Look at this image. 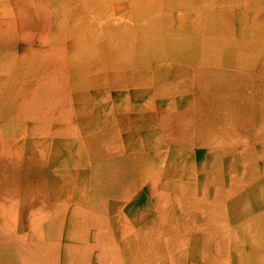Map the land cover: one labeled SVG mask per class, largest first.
Masks as SVG:
<instances>
[{"label": "crops", "instance_id": "crops-1", "mask_svg": "<svg viewBox=\"0 0 264 264\" xmlns=\"http://www.w3.org/2000/svg\"><path fill=\"white\" fill-rule=\"evenodd\" d=\"M178 22L211 35L248 28L264 45V0H0V264H264V119L254 116L264 107V53L258 73L238 70L252 69L246 42L237 52L247 57L241 67L214 57L203 40V65L171 62L161 53L167 66L134 74L130 84L143 88L133 91L120 89L122 68L105 71L108 88L94 93L108 103L118 88L116 112L125 111L120 130L132 140L124 145L113 128L107 138L97 132L110 139L98 157L125 147L129 160L91 170L81 142L57 136L53 143L52 117L71 124L87 118L65 88L96 87L93 49L103 41L116 45L105 38L106 26L158 29ZM32 60L41 62L32 67L42 85L16 88L18 62ZM80 60L89 62L92 76L76 73ZM217 61L220 69L248 76V84L193 88L197 69ZM162 82L164 88L156 87ZM58 97L63 107H49L50 118L36 113L40 122L30 132L35 105L47 109L62 102ZM134 101L137 109L128 105ZM104 106L102 122L116 124L114 109ZM149 137L151 145L143 141Z\"/></svg>", "mask_w": 264, "mask_h": 264}, {"label": "rangeland", "instance_id": "rangeland-1", "mask_svg": "<svg viewBox=\"0 0 264 264\" xmlns=\"http://www.w3.org/2000/svg\"><path fill=\"white\" fill-rule=\"evenodd\" d=\"M133 14V18L136 19V16L138 17V14ZM104 18L107 17L106 13L102 14ZM178 27L172 28V27H164V28H156L151 27L150 29H129L125 27H121L120 25H116L114 28L110 27L104 29V36L105 38L109 39L111 38L113 42L116 44L113 47L111 45H108L107 42L103 41L100 45H96L93 51L96 54V60H92L91 63H93V69L96 71V87L93 88H65L67 90H70L71 94H74L76 97V107L86 114V119L78 118L75 122L72 124L70 122L66 121H59L57 118L52 117L54 116L52 113H50V109H55V107H63L64 101L63 99H59L62 102H56L50 104L49 106H46L47 109L35 105L33 108V116L31 117V121H33L30 125V132L31 129L33 130L37 123L40 122L39 119L36 116V113H46L47 118L52 117L53 124L50 125V128L53 130V134H56L52 137L55 141L53 143H56V141H60L59 138L57 139V136L60 137V139L64 138L66 140L73 138L78 140V142H81L82 147L85 150V155L88 157L89 165L91 170L93 167H95L96 164H104L105 166L109 167L110 162L114 161H124V156H126L127 160H129L131 157L128 156L131 152V150L124 147V150H120V154L113 156V157H107V156H101L98 157L99 152L103 153V148L106 145L104 141L107 140H100L97 132L101 133L104 131L107 132L110 128H113L114 130L117 129V131L120 133L121 139H124V145L128 144L127 142L132 140L129 138V132L124 130H120V117L124 116V112H120L116 110L118 109V105L120 104L118 100H116L118 88H112L110 90L109 96L110 98L107 100H110L111 102L106 103V99L103 97H96L94 90L98 89L101 90L103 88H108L107 85L104 83L106 77H105V71L106 72H112L114 69H121V74L123 77V83L124 86L120 88L121 90L124 88H130L133 91V88H143L142 86L136 85V84H130L132 82V77L134 74H138L139 72H143V70H152L156 67H161L160 65L167 66L165 63L163 64L164 60H159L157 56L159 54L163 53L167 56V58L171 59V62H176L181 59H185L187 56H190L189 59L192 61V63L196 66H199L200 64H204L201 60L200 51H201V44L202 40L203 43L205 41L208 42L210 46L208 47L209 50H211V54L214 55V57H218V55L223 58L227 57L228 60H231L237 67H241L244 63L243 57L245 55H241L239 51V47H241L243 42H246L245 45L250 48L249 54L247 57H249V64H252V69L248 70L246 69V66H243L242 68H239L238 70L242 71H249L250 73H258V67L262 60L260 59L261 54L264 53L262 47L264 45L260 46V42L262 40L260 39H254L250 36V30L248 28H240V29H229L226 31V29L221 30H215L213 31L215 35L209 34V31L204 29H185L182 26L183 22H178ZM108 28V29H107ZM156 28V29H155ZM194 31L198 32V35L194 34ZM226 33V36H223V33ZM191 36V37H190ZM143 46H142V43ZM206 42V43H207ZM205 43V44H206ZM141 47H145L143 50L140 49ZM261 49L259 51H256V49ZM243 49V48H242ZM246 50V49H245ZM171 51H174V54L171 53ZM99 56H103V59ZM112 56H115L117 58H113ZM107 57V58H106ZM123 57V59H120ZM246 57V58H247ZM203 59V58H202ZM34 61V62H33ZM38 60H32L30 63L25 61L18 62L17 67V81H16V88H26L27 86L29 89H33L35 86L42 85V82L40 83L39 77H37L34 74V67H38V64H41L37 62ZM36 62V63H35ZM231 62V63H232ZM1 64V63H0ZM89 62L80 60L78 62L77 69L75 68V71L77 74H80L82 77L86 76L87 72H91L90 76L94 74L92 72V68L89 67ZM241 64V65H240ZM240 65V66H239ZM41 66V65H39ZM148 68V69H147ZM41 70V69H37ZM110 70V71H109ZM237 70V69H236ZM65 73H70L69 68L64 69ZM164 73L167 74L165 71ZM89 74V73H88ZM167 78V75L166 77ZM2 77L0 76V80ZM6 78H3L5 80ZM156 87L158 88H164V83H159ZM43 89V88H38ZM2 91V90H0ZM124 91V90H122ZM50 94H56V92L50 91ZM60 93L58 94V96ZM94 96V97H92ZM108 97V96H107ZM65 100V99H64ZM77 100V101H76ZM18 104V103H17ZM16 104V105H17ZM108 105V108L114 109L113 112V120H117L116 124H111V122H102V118L106 114L107 110H105V106ZM131 109L136 107V109L139 107L138 102H131L128 104ZM102 108V109H101ZM23 110L18 111V118L17 122L19 123L21 121L20 118L23 117ZM123 114V115H122ZM126 114V113H125ZM128 116L135 117L134 112L127 111ZM122 115V116H121ZM139 118L142 117V114H137ZM127 118V117H126ZM38 121H37V120ZM144 121V120H143ZM99 122H102L100 124ZM40 124V123H39ZM15 126V124H14ZM109 127V128H108ZM74 131L72 133L71 131ZM93 130L92 132H90ZM90 132V133H89ZM127 132V133H126ZM97 136H96V135ZM102 135L103 138H107V135ZM35 133L32 132V135L28 136V140L35 139ZM92 138H97L95 141L92 140ZM30 141V143H32ZM144 142L151 145V142L153 141L152 138H145L143 140ZM37 142V141H35ZM93 142V145L91 144ZM29 143V142H28ZM32 146L31 144H29ZM32 150H30L29 153H31ZM89 153V155H88ZM145 154L147 153V150L145 151H139L138 154ZM97 154V155H96ZM96 155V156H94ZM44 166H46L44 164ZM105 168V170L107 169ZM47 169V167H45Z\"/></svg>", "mask_w": 264, "mask_h": 264}, {"label": "bare ground", "instance_id": "bare-ground-1", "mask_svg": "<svg viewBox=\"0 0 264 264\" xmlns=\"http://www.w3.org/2000/svg\"><path fill=\"white\" fill-rule=\"evenodd\" d=\"M263 56H264V54H263ZM189 57L190 56H187L185 59H189ZM244 57H246V55ZM185 59L183 58V60H185ZM217 63H218V61H217ZM219 64H221V62H219L218 64L214 63V66H213L214 68H209V69H202L201 67H199L196 71V76H194V78H192V81H193L192 83L196 86V87L193 86V88H210V89L211 88H217V87L218 88H242L244 84H248V82H249L248 76L238 75V74H235L233 71L229 72L228 70L225 69L224 64H223L224 67L222 69H220L217 67ZM147 87H148V85H147ZM188 87H189V85H188ZM256 99L257 100L260 99L258 89L256 91ZM242 100H244V98H242ZM209 101H211V100L209 99ZM255 112L256 113H254V116L255 117L257 116L256 120H260V117H262L264 119V107L261 109L260 108L256 109ZM257 124H258V121H257ZM243 125H242V127H243ZM244 127H246V124L244 125ZM255 135H256V138H260L264 134L261 135L260 130L256 129ZM259 135H261V136H259Z\"/></svg>", "mask_w": 264, "mask_h": 264}]
</instances>
